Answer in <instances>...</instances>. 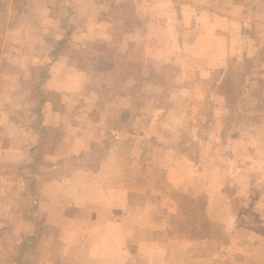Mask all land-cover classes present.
Masks as SVG:
<instances>
[{
    "label": "rangeland",
    "instance_id": "obj_1",
    "mask_svg": "<svg viewBox=\"0 0 264 264\" xmlns=\"http://www.w3.org/2000/svg\"><path fill=\"white\" fill-rule=\"evenodd\" d=\"M186 1L0 0V264H264V0L226 55Z\"/></svg>",
    "mask_w": 264,
    "mask_h": 264
},
{
    "label": "crops",
    "instance_id": "obj_2",
    "mask_svg": "<svg viewBox=\"0 0 264 264\" xmlns=\"http://www.w3.org/2000/svg\"><path fill=\"white\" fill-rule=\"evenodd\" d=\"M200 4H203L202 7H199L198 4L191 1H186L181 4L182 6V12H181V21L184 25V37H190L193 36L191 40L187 38L186 43L184 45L188 46V52H205V51H213V52H218V54H221L224 51V55H226L228 52H232L234 45H235V39L238 38H244L246 39V43L248 44V37H247V30L245 29L248 25L246 21H248V16H251L252 13L254 14V17H257L259 19L258 14H260L258 5H254L253 2L251 4L249 3L248 5L242 1H232L230 3V10L227 12V14L224 15L222 14V1L221 0H216L213 2H199ZM212 4V5H208ZM219 5V8L217 7ZM253 6H256V9L253 8ZM264 8V7H263ZM228 14H231L232 16H228ZM264 19V18H263ZM228 20V24L224 25V21ZM254 22V21H252ZM256 22V21H255ZM208 39L207 44H203V41L205 39ZM245 43V44H246ZM245 44L240 46L239 51L243 52L246 51V48L243 47ZM205 47H208V49H205ZM220 57V56H219ZM215 62V61H214ZM212 65H206L205 63H202L197 66V77L198 79H194L189 87L194 84H200L201 81L200 79H205L209 77L210 67H213ZM221 64L220 62H217L216 65ZM214 66V67H215ZM55 76H51L50 79H55ZM192 96H197V94L192 95ZM199 97V94H198ZM113 161L112 158H110V155H106L103 165L106 167L108 163ZM118 161V160H117ZM116 161V162H117ZM118 168V165H117ZM116 171V172H115ZM115 173H102V174H96L95 172H92V177L94 176H99L102 178V181L105 182H110V179H115L119 172L117 169H114ZM121 177V175H120ZM120 179V178H119ZM49 184H52L51 182H48ZM105 188L108 189L106 194H110V190L112 189L110 186V183H107L106 185L104 184ZM116 191H121L119 187L115 188ZM105 193V192H104ZM104 195V194H103ZM150 208V206H141V207H135L136 209H139V213L141 208ZM95 210V207L90 209V213H93L92 211ZM97 210V209H96ZM111 210H115L112 208ZM141 218V217H140ZM139 219V218H138ZM139 223H142L139 221ZM106 225H113V232L112 235L114 238L117 239H123L122 234L117 233L115 228V224L112 223H106ZM73 227V232L71 233V241L70 245L72 248L71 256L74 259L73 255L75 253V250L78 247V257L77 261L78 263L81 261L82 263L80 264H94L95 259L99 258L97 253L94 251L92 245H95V243H89L88 241L84 242L83 244H87L86 249L84 250L83 253L80 254L79 252V245L81 244L79 242L78 237L80 236V232L78 231L82 227L77 226V229H74ZM118 228H120L118 226ZM121 230V228L119 229ZM123 242L121 240L116 241L115 244H122ZM158 244V242L156 241ZM82 244V246H84ZM81 246V245H80ZM73 261V260H72Z\"/></svg>",
    "mask_w": 264,
    "mask_h": 264
},
{
    "label": "trees",
    "instance_id": "obj_3",
    "mask_svg": "<svg viewBox=\"0 0 264 264\" xmlns=\"http://www.w3.org/2000/svg\"><path fill=\"white\" fill-rule=\"evenodd\" d=\"M67 33H69V31H67ZM66 33V34H67ZM64 42H66V39H65V37H63L62 39H60V40H58L57 41V44H65ZM52 53H54V52H52ZM55 54V53H54ZM235 101V100H234ZM234 101H230L231 102V104L233 105L234 104ZM41 130H44V128H40ZM37 158V157H36ZM30 168H31V170L32 171H34L35 170V168L33 167V165H30Z\"/></svg>",
    "mask_w": 264,
    "mask_h": 264
}]
</instances>
